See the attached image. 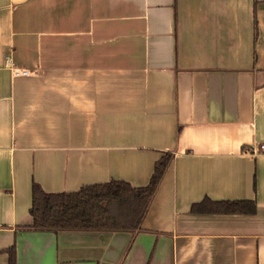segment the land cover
Instances as JSON below:
<instances>
[{"label": "crops", "instance_id": "1", "mask_svg": "<svg viewBox=\"0 0 264 264\" xmlns=\"http://www.w3.org/2000/svg\"><path fill=\"white\" fill-rule=\"evenodd\" d=\"M165 153L138 229L27 228L33 183L142 187ZM205 199L255 211L191 212ZM11 247L15 264H264V0H0V264Z\"/></svg>", "mask_w": 264, "mask_h": 264}, {"label": "trees", "instance_id": "2", "mask_svg": "<svg viewBox=\"0 0 264 264\" xmlns=\"http://www.w3.org/2000/svg\"><path fill=\"white\" fill-rule=\"evenodd\" d=\"M163 154L154 164L146 186L133 187L123 180L85 185L73 192H45L38 184L31 187L28 229L39 231L136 230L171 160ZM251 200L216 202L208 199L191 206L194 213H253ZM8 264H15L14 247L8 249Z\"/></svg>", "mask_w": 264, "mask_h": 264}, {"label": "built area", "instance_id": "3", "mask_svg": "<svg viewBox=\"0 0 264 264\" xmlns=\"http://www.w3.org/2000/svg\"><path fill=\"white\" fill-rule=\"evenodd\" d=\"M8 62H9V59H8ZM10 68H11V71H12L14 76H27V75L35 73V71L29 70L26 68H20V67H16V66H10ZM262 148H263V146L259 145V148H251L249 150L252 154H255L258 152V150H261Z\"/></svg>", "mask_w": 264, "mask_h": 264}]
</instances>
